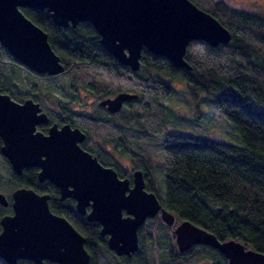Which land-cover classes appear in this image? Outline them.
<instances>
[{
  "label": "trees",
  "instance_id": "16d2710c",
  "mask_svg": "<svg viewBox=\"0 0 264 264\" xmlns=\"http://www.w3.org/2000/svg\"><path fill=\"white\" fill-rule=\"evenodd\" d=\"M191 1L215 16L230 31L231 39L215 47L191 40L184 55L190 69L176 67L164 56L143 48L139 68L132 70L104 49L91 23L58 26L47 10L21 7L46 32L64 70L55 75L35 73L0 44V92L19 101L31 98L39 105H44L45 86L60 90L67 86L75 99L78 87L88 89L99 102L119 92L136 93L137 97L122 104L125 111H118L119 120L100 107L88 113L62 106L65 114L58 116L61 122L78 127L85 134L80 146L101 164L112 166L118 176L131 177L133 170L142 169L145 188L177 218L205 228L219 240L236 239L264 252V11L248 12L222 0ZM16 69L28 84L26 91L16 89ZM176 78L203 92L209 104L225 114L242 146L225 142L218 131L198 126L174 131L163 100L173 89L170 81ZM45 94L49 99V93ZM130 120L137 129L129 140L122 127ZM157 132L167 134L158 136ZM111 141H117L121 154L130 158L129 170L104 148ZM129 141L133 151H129ZM4 162L7 186L12 190L26 186L48 194L50 210L64 216L85 237L87 264H99L97 258L103 252L110 255L111 264H154L151 260L157 254L155 264H227L222 253L207 245L179 252L171 231L158 216L146 219L138 228L136 251L118 256L108 248L107 237L100 235L99 224L77 212L71 197L61 200L56 186L38 180V168H24L17 174ZM8 211L9 206L0 205V217ZM0 264L8 263L0 258ZM14 264L35 263L18 259ZM43 264L58 263L45 260Z\"/></svg>",
  "mask_w": 264,
  "mask_h": 264
},
{
  "label": "water",
  "instance_id": "95a60500",
  "mask_svg": "<svg viewBox=\"0 0 264 264\" xmlns=\"http://www.w3.org/2000/svg\"><path fill=\"white\" fill-rule=\"evenodd\" d=\"M32 7L48 11L58 26L92 24L99 43L119 63L137 70L141 50L164 56L174 66L190 69L184 55L191 40L209 46L227 43L230 31L208 11L191 0H0V44L31 71L55 75L64 70L51 48L47 34L21 11ZM136 93L119 92L100 100L111 112ZM38 102L13 100L0 92V153L17 174L36 167L39 181L48 180L59 198L71 197L75 209L100 226V235L118 256H130L138 248V228L158 215L172 233L179 252L207 245L224 255L227 264H264V252L213 233L189 220L180 219L161 205L154 192L145 188L142 170L132 178L118 176L111 166L80 146L85 134L64 123L52 124L46 134L36 125L46 122ZM49 195L19 186L11 193L12 213L0 217V258L14 264L27 259L58 264H87L85 237L62 215L50 210ZM8 199L0 191V205Z\"/></svg>",
  "mask_w": 264,
  "mask_h": 264
},
{
  "label": "rangeland",
  "instance_id": "374dc122",
  "mask_svg": "<svg viewBox=\"0 0 264 264\" xmlns=\"http://www.w3.org/2000/svg\"><path fill=\"white\" fill-rule=\"evenodd\" d=\"M214 1H219V0H214ZM222 1H224L233 8L247 10L248 12H256L262 14L264 11V0H222ZM15 73H16V81L18 82V87H19L16 89L17 90L24 89V91H26L27 89L26 87L28 84L23 79V75L19 72L18 69H16ZM158 75L161 78L165 77L163 73H159ZM65 78L66 75H63V79ZM170 83L173 89L172 90L169 89L170 93H168V95L163 100V104L167 109L166 118L168 122L171 124V126L174 128V131L179 130L178 132H182V130H185L184 128L185 126H188L187 128H189V126L197 128L198 126L200 128L206 129L207 131H211V130L218 131L220 137L227 143H231L239 146L243 145L239 137H237L235 131L232 130L231 125L227 120L225 114H221L220 112H218L216 107L211 106L209 102L206 100L205 94L203 92L199 90H193L192 88L187 87V83L183 81L181 78H176L170 81ZM43 89L44 91H42V97L45 98V100H43L44 106L53 108L54 111L52 112L50 111L51 113L62 115L63 112L61 110L62 106L67 107L68 110L73 109L76 111H86L88 113L90 112L94 113L99 110L97 103L98 100L95 98V95H93V93L88 89L78 87V91H77L78 94L76 99L75 97L72 98L70 97L69 94L71 90H69L67 86L61 90L57 88L49 89L48 87L46 88V86ZM45 92L47 94L49 93L50 96L49 99L48 97H45L46 95ZM49 101L51 103H49ZM120 111L124 113L123 111L125 110L124 108H120ZM64 114L65 111L63 112V115ZM107 114L110 115L111 118L115 120H119L118 111L114 113L108 112ZM128 122H129L128 126L124 128L122 127V129L124 131V134L130 140L134 138L136 132L135 129L137 128H136V124L133 123L132 120ZM171 132L173 131L171 130ZM160 134L166 135L167 133L157 132L156 135L161 136ZM154 138L158 139L157 136ZM130 143L131 142L129 141L128 142L129 151L130 150L133 151L135 148L133 144ZM104 148L115 156V158L119 161V164L123 168L127 170L130 169L131 160L129 157L121 154L123 152L120 151V148L117 145V141H111L106 143L104 145ZM132 173H131V177L130 176H126V177L131 179ZM7 183H8V173L6 171L5 162L2 158V155L0 154V191L4 193L6 197H10L12 188L7 186ZM156 252L157 250H155V254ZM156 256H158V254ZM156 256L154 259L151 260L154 264L157 262ZM109 257L110 255L107 252H103L97 258L98 263L111 264Z\"/></svg>",
  "mask_w": 264,
  "mask_h": 264
},
{
  "label": "flooded vegetation",
  "instance_id": "af4514ba",
  "mask_svg": "<svg viewBox=\"0 0 264 264\" xmlns=\"http://www.w3.org/2000/svg\"><path fill=\"white\" fill-rule=\"evenodd\" d=\"M114 95H112V96H109V97H113ZM14 100V99H13ZM15 101H18V102H22V100L21 101H19V100H15ZM98 103V108L100 107L102 110H104V112H106V113H108L109 111L106 109V107L105 106H102V105H100L99 104V101L97 102ZM125 103V101L123 102V104ZM123 106V105H122ZM40 108H41V111L42 112H44L45 114H46V117H47V121L46 122H41V123H39V124H37L36 125V130H39V131H41L42 133H44V134H46L47 132H48V129H49V127L52 125V124H56V126L57 127H59V126H61L64 122H61L60 121V116H58V115H60V114H54V113H51L52 111H54V109L53 108H49V107H46V106H44V105H41L40 104ZM49 108V109H48ZM122 108V107H121ZM48 109V110H47ZM73 109H71V111H72ZM51 111V112H50ZM57 112V111H56ZM91 113V112H90ZM54 114V115H53ZM58 119V120H57ZM1 144H2V141H1V139H0V146H1ZM1 154V153H0ZM2 155V154H1ZM2 158H3V160H7L3 155H2ZM7 162H8V160H7ZM9 163V162H8ZM10 165V164H9ZM11 167V166H10ZM24 169V168H23ZM22 169V170H23ZM137 169H139V168H137ZM13 170V169H12ZM140 170H142V169H140ZM143 173V172H142ZM143 177H144V175H143ZM14 190V189H13ZM12 190V191H13ZM12 191H11V193H12ZM11 193H10V200L8 199V197H7V199H8V204L6 205V206H3V207H10V211H8V212H6L5 214H11L12 213V207H11ZM5 195V194H4ZM6 196V195H5ZM62 200V199H61ZM2 206V205H1ZM77 211V210H76ZM4 214V215H5ZM85 215V214H84ZM156 216H158V215H156ZM155 217V216H154ZM0 229H1V226H0ZM45 261V260H44ZM48 261V260H47ZM52 262V261H51Z\"/></svg>",
  "mask_w": 264,
  "mask_h": 264
}]
</instances>
